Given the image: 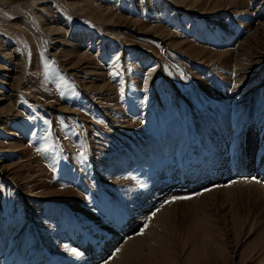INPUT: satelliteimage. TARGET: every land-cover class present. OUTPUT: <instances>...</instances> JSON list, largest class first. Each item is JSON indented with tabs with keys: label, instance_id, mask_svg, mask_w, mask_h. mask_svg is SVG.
<instances>
[{
	"label": "rangeland",
	"instance_id": "1",
	"mask_svg": "<svg viewBox=\"0 0 264 264\" xmlns=\"http://www.w3.org/2000/svg\"><path fill=\"white\" fill-rule=\"evenodd\" d=\"M251 178L264 0H0V264H264Z\"/></svg>",
	"mask_w": 264,
	"mask_h": 264
},
{
	"label": "bare ground",
	"instance_id": "2",
	"mask_svg": "<svg viewBox=\"0 0 264 264\" xmlns=\"http://www.w3.org/2000/svg\"><path fill=\"white\" fill-rule=\"evenodd\" d=\"M244 42V41H243ZM242 42V43H243ZM242 48V47H241ZM242 50V49H241ZM241 52V51H240ZM240 54V53H239ZM238 55V54H237ZM253 135H254V133L253 132H250V130L249 131H247V133H246V141L247 140H249V139H251L252 137H253ZM255 136V135H254ZM259 138H261V137H259ZM262 141H263V139H261ZM246 144V143H245ZM252 162V161H251ZM252 164V163H251ZM255 165H256V163H255ZM245 168H244V170L245 171H243L242 172V174L243 173H245V175H252V176H256L257 174H255L256 172H257V169L259 168V164H258V166L257 167H255V168H253V167H251L250 166V160H248L247 159V162L245 163ZM262 168V167H261ZM260 168V169H261ZM260 169H258V170H260ZM258 173V172H257ZM246 180V179H245ZM249 180V181H248ZM255 179H247V181H248V183L249 182H251L252 183V185L254 184V183H256V184H258V185H262V186H264V184L263 183H261L260 181H258V182H260V183H258V182H253ZM247 183V184H248ZM249 185V184H248ZM249 186H251V184L249 185ZM258 187V186H257ZM260 187V186H259ZM261 188V187H260ZM218 191H222V189H220V190H218ZM213 193H215L216 191H212ZM264 192V191H263ZM208 193V192H207ZM262 193V192H261ZM209 194V193H208ZM210 194H212L211 192H210ZM258 194V193H257ZM171 195V194H170ZM179 195H181V194H179ZM167 196V195H166ZM174 196V194L172 195V197ZM208 196V195H207ZM167 197H169V196H167ZM206 197V195H204V197H203V199ZM164 198H166L165 196H164ZM170 198H171V196H170ZM200 199V198H199ZM172 204V203H171ZM170 209V204L169 203H166V205L164 206V208H162V211L160 210V212L159 213H155V219L153 220V223H152V226H150V228L148 229L149 230V232L148 233H146L145 235V237H147V235H149V234H152L153 232L155 233V230L156 229H160L161 227H163V224H164V220H165V218H166V216H167V214L168 213H170V211H168ZM173 212V211H172ZM141 215V214H140ZM172 215V214H171ZM153 216V217H154ZM169 218H171V217H169ZM140 219V218H139ZM152 221V220H151ZM171 222V221H170ZM196 225V224H195ZM148 226V225H147ZM169 228H170V226H169ZM194 228V227H193ZM166 230H167V227H166ZM194 230V229H193ZM197 230V228L195 229V231ZM158 231V230H157ZM147 232V231H146ZM168 232V231H167ZM161 233V232H160ZM158 234V233H157ZM115 235V236H114ZM113 236V238H112V240L111 241H109L108 242V244H106V247L105 248H103L102 250H101V253L102 254H100V258H104L106 255H108L111 251H112V249L113 248H115V245H116V239H119V235H117V234H114ZM154 236V235H153ZM158 237V236H157ZM151 238H153V237H151ZM144 239V238H143ZM154 240H155V238H154ZM141 241H142V238H140V237H138V238H136V239H130V240H127L125 243H124V245L123 246H120L119 247V249L114 253V256L111 258V259H109L107 262L105 261V263L104 264H118V263H121L120 261H122L126 256H129L130 255V251L129 250H131V249H133V248H135L136 246H137V244H140L141 243ZM146 241V240H145ZM151 241H153V239L151 240ZM163 243V242H162ZM155 244H157L156 242H155ZM145 244H143V246H144ZM141 246V245H140ZM117 247V246H116ZM142 247V246H141ZM137 248H139L138 246H137ZM68 249V248H67ZM154 249V248H153ZM116 250V249H115ZM137 250V249H136ZM141 250V249H140ZM114 251V250H113ZM128 251L130 252L129 254H128ZM99 253V252H98ZM128 254V255H127ZM130 257V256H129ZM131 260V259H130Z\"/></svg>",
	"mask_w": 264,
	"mask_h": 264
},
{
	"label": "snow or ice",
	"instance_id": "3",
	"mask_svg": "<svg viewBox=\"0 0 264 264\" xmlns=\"http://www.w3.org/2000/svg\"><path fill=\"white\" fill-rule=\"evenodd\" d=\"M118 61H119V57H116V62H118ZM38 151H39V149H38ZM81 155H83V154L81 153ZM188 198L189 197H173V200H175V199H188ZM168 202H170V201H166V203H168ZM157 211H158V209H157ZM152 215L154 216L155 213H152Z\"/></svg>",
	"mask_w": 264,
	"mask_h": 264
}]
</instances>
